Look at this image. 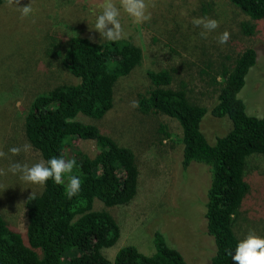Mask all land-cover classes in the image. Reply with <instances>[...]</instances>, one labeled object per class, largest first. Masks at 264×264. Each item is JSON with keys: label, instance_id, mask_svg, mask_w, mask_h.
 <instances>
[{"label": "rangeland", "instance_id": "rangeland-1", "mask_svg": "<svg viewBox=\"0 0 264 264\" xmlns=\"http://www.w3.org/2000/svg\"><path fill=\"white\" fill-rule=\"evenodd\" d=\"M113 2L119 4V0ZM146 2L149 22L138 25L123 10L120 16L123 39L142 52L140 66L118 81L113 108L102 120L82 115L76 118L129 148L139 170L137 195L130 204L106 208L98 200L93 202V210L103 209L111 215L120 233L116 244L103 249L102 254L112 262L120 249L131 246L151 256L155 253L153 235L159 232L186 264H210L215 245L207 235L204 207L209 170L199 163L182 170L178 123L163 115H143L132 105L150 88L148 71L171 70V87L185 85L189 100L208 110L200 130L214 145L230 131L231 122L227 117L214 118L209 112L218 96L219 86L213 80L224 67L231 68L242 52L253 49L256 63L238 98L248 115L264 117V19L252 21L227 0ZM28 3L34 15L26 19H21L19 10L9 2L0 6V153L4 154L0 156V217L23 238L28 224L26 200L43 189L8 170L13 163L31 166L43 160L24 136V115L37 95L78 83L62 65L71 37L105 41L92 29L105 0H20L18 6ZM197 19H215L219 27L206 32L194 23ZM244 24L255 26L252 36L244 34ZM225 31L230 38L220 44ZM216 82L221 83V79ZM13 147L21 149L19 154L9 151ZM67 152L71 158L81 152L93 159L98 149L93 141L75 139ZM245 180L250 190L234 225L240 239L249 231L264 236V157L247 160Z\"/></svg>", "mask_w": 264, "mask_h": 264}, {"label": "trees", "instance_id": "trees-1", "mask_svg": "<svg viewBox=\"0 0 264 264\" xmlns=\"http://www.w3.org/2000/svg\"><path fill=\"white\" fill-rule=\"evenodd\" d=\"M252 21L264 19V0H227ZM8 0H0V6ZM255 26L243 25L252 36ZM55 54V52H54ZM256 52L247 49L231 68H223L217 78V103L209 111L217 119L227 117L230 131L210 145L200 130L208 110L192 103L181 84L172 88V71H148L150 88L137 101L143 115H163L175 120L182 132V170L191 163L205 165L210 174L206 192L207 235L213 238L215 253L210 264H235L231 256L238 238L234 225L249 194L245 180L247 160L264 157V117L246 112L238 94L249 70L256 63ZM142 52L128 40L92 42L71 37L62 58L63 67L78 80L37 95L24 115L26 140L43 160L51 157L75 159L77 166L60 185L49 180L40 194L27 198L25 238L11 230L0 217V264H186L182 255L170 248L164 237L153 235L155 253L142 255L127 246L112 262L102 254L119 239V228L106 211L93 210L94 200L106 208L127 206L137 195L139 170L133 152L101 133L98 127L76 120L79 115L102 120L112 110L118 81L140 66ZM169 138V134L165 133ZM75 139L93 141L98 154L89 158L81 152H67ZM69 175L82 180L80 192L68 199ZM102 206V207H103Z\"/></svg>", "mask_w": 264, "mask_h": 264}, {"label": "clouds", "instance_id": "clouds-1", "mask_svg": "<svg viewBox=\"0 0 264 264\" xmlns=\"http://www.w3.org/2000/svg\"><path fill=\"white\" fill-rule=\"evenodd\" d=\"M10 5H14L20 12L21 19H26L34 15V8L31 3L24 6H18L20 0H8ZM121 10L132 20L142 25L151 20V13L148 11L146 0H119V4L113 0H105L99 14L95 16L93 30L99 33L107 42H116L124 38V31L121 25ZM197 26H202L206 32H212L219 27V22L215 19H197L194 21ZM205 36L206 33H201ZM230 34L225 31L219 38L220 44H226ZM133 107L137 103L133 102ZM9 151L16 155L21 151L20 148L13 147ZM0 153V156H3ZM77 166V161L73 159H64L62 157H51L48 160H41L28 166L19 162L13 163L9 171L13 175H19L27 184L44 186L49 180L60 185L64 182L66 174H71ZM69 183L66 188V197L71 199L81 190L82 180L79 176L69 175ZM235 264H264V236L257 235L254 231H249L246 236L238 240L231 256Z\"/></svg>", "mask_w": 264, "mask_h": 264}]
</instances>
